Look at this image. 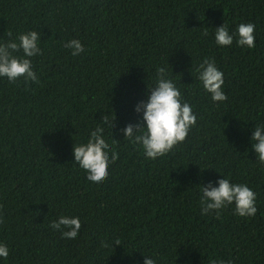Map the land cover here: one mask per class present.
Here are the masks:
<instances>
[{
    "label": "trees",
    "instance_id": "16d2710c",
    "mask_svg": "<svg viewBox=\"0 0 264 264\" xmlns=\"http://www.w3.org/2000/svg\"><path fill=\"white\" fill-rule=\"evenodd\" d=\"M241 22L255 25L254 48L215 44L214 27ZM30 29L41 34L38 82L0 77L3 264H264V163L249 142L264 123V0H0V41ZM72 38L84 46L77 56L63 47ZM205 58L223 73L222 102L196 79ZM158 66L197 119L148 159L119 129L137 122L133 105ZM97 125L117 153L99 184L72 161L73 143ZM219 175L252 189L254 216L232 205L201 214L199 184ZM59 215L80 217L76 238L50 227Z\"/></svg>",
    "mask_w": 264,
    "mask_h": 264
},
{
    "label": "clouds",
    "instance_id": "9594fccd",
    "mask_svg": "<svg viewBox=\"0 0 264 264\" xmlns=\"http://www.w3.org/2000/svg\"><path fill=\"white\" fill-rule=\"evenodd\" d=\"M214 29V42L220 47L232 45L234 38L237 46L247 49L255 47V25L252 22L238 23L234 31H230L223 23ZM40 40V32L30 29L13 39L0 41V77L9 82L18 79H23L26 83L38 82L31 58L41 54ZM63 47L69 49L72 56L84 51V46L76 38L66 40ZM194 71L199 86L213 102L225 100L223 73L213 59H203L195 66ZM155 73L154 83L145 88V98L137 100L133 105V111L138 114L137 122L126 123L119 129L123 139L127 138L137 144L148 159H156L183 142L197 119L192 105L183 99L179 88L168 77L166 68L158 66ZM101 120L104 127L110 128L113 133L114 118L102 117ZM250 131V147L259 162L264 163V123L254 125ZM103 133L104 128L97 125L89 131L85 142L72 145V161L84 171L89 182L96 184L103 181L107 176L108 166L117 159V153L106 142ZM199 185L202 215L209 212L219 214L228 205H232L234 214L240 217H252L256 214V194L247 184L231 182L229 177L219 175L215 180L209 179ZM50 227L59 230L62 238L74 239L81 228V220L76 215H59L50 221ZM115 243L119 244L118 241ZM8 255V246L0 241V264H3ZM142 264H156V261L152 256L145 255ZM211 264L232 262L219 259Z\"/></svg>",
    "mask_w": 264,
    "mask_h": 264
}]
</instances>
